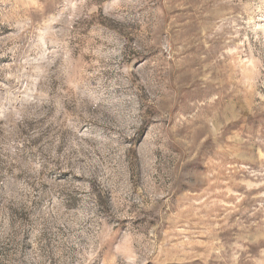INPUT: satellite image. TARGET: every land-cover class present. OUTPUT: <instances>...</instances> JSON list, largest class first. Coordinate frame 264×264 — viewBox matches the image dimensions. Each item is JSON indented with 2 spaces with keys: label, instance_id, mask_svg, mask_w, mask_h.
I'll use <instances>...</instances> for the list:
<instances>
[{
  "label": "rangeland",
  "instance_id": "rangeland-1",
  "mask_svg": "<svg viewBox=\"0 0 264 264\" xmlns=\"http://www.w3.org/2000/svg\"><path fill=\"white\" fill-rule=\"evenodd\" d=\"M0 264H264V0H0Z\"/></svg>",
  "mask_w": 264,
  "mask_h": 264
}]
</instances>
